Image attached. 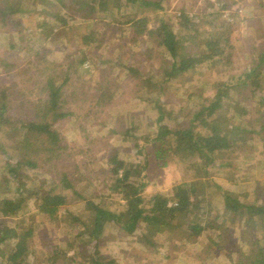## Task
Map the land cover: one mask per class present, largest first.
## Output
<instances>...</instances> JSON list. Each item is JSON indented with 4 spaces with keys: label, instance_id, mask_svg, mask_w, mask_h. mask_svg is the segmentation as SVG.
I'll list each match as a JSON object with an SVG mask.
<instances>
[{
    "label": "trees",
    "instance_id": "trees-1",
    "mask_svg": "<svg viewBox=\"0 0 264 264\" xmlns=\"http://www.w3.org/2000/svg\"><path fill=\"white\" fill-rule=\"evenodd\" d=\"M118 8L120 13L115 16ZM162 8L157 0H0V44L5 48L7 45L5 52L11 53L0 55V72L17 75L13 81H7V85H0V182H4L0 189V264H26L31 243L38 236L37 221L24 213L27 206L24 187L33 184V188H28L38 201L39 212L53 221L58 220L61 206L69 203L70 193L81 197L78 189L65 178L58 184L40 176L32 178L22 170L31 163L28 155L39 148L46 136H54V122L77 113L70 103L74 92L67 93V90L75 78L83 79L85 72L90 71L84 66L88 59L98 71L101 69L99 63L104 60L98 58L94 50L102 40L107 43L109 30L118 31L117 40H125L128 46L142 43L144 52H148L152 44L164 49L163 55L167 56L151 74L143 73L140 65L118 61L133 74H142L143 82L159 90L165 89L167 81L196 70L202 64L215 70L220 78L228 76L225 81L215 83L214 96L206 95L205 100L197 98L190 121L186 123L184 119L179 125L165 119L162 95L157 93V97L152 98L139 95V89L135 91L137 98L147 104V111H159L155 127L146 125L135 134L140 126L135 120L140 116L129 113V109L116 115V120L123 115L128 117L130 123L123 133L135 139L141 159L128 161L117 152L110 156L107 171L114 178L110 188L119 193L115 206L110 204L112 201L89 200L84 209L71 211L77 225L71 228L68 222L66 227L77 229L76 237L86 235V248L94 247L96 254L89 256L86 249L80 251L68 240L69 248L74 249L73 254L66 256L69 264H79V256L83 257L82 264H118L99 250L100 235L108 221L126 234L138 232V237L150 248L166 243L179 248L182 245L179 240L209 231L212 257L225 253L228 264H264V198L258 197V191L254 196L255 191H250L247 184L243 192H232L217 185L223 209L231 217L217 214L211 219L209 214L217 208V203L208 194L199 193V186L204 185L202 178L209 185L213 183L209 176L216 165V156L218 165L227 167L232 163L227 154L237 153L249 141L253 147L258 142L264 144V51L259 52L250 69L229 75L231 59L227 54L229 40L225 30L232 24L212 23L213 27L199 34L201 43H198L197 36L190 32L197 23L187 13H181L180 21L174 26L163 19L157 23L158 17L147 13V10ZM33 14L40 15L41 19L34 20ZM27 19L34 22L33 25H28ZM59 25L64 31L56 35ZM61 39L69 47L63 49V45H59ZM50 43L52 46L46 48ZM105 81L103 78L95 81L100 90L97 99L114 103L113 94L117 92L108 91ZM230 86L235 89L233 92ZM149 101L152 106L148 105ZM95 112L88 108L86 114L90 117ZM22 115L23 120H20ZM151 155L162 166L168 164L166 158L177 164L184 163L187 179L167 192L147 194L144 190L148 180L143 171ZM129 169L135 172V180L130 178ZM220 199L217 202H221ZM241 220L248 235L242 240L245 248L237 250L228 243L231 229ZM92 240H95L93 244ZM46 252L41 249L38 257H44ZM193 261L211 263L200 254ZM46 264L64 263H58L54 256Z\"/></svg>",
    "mask_w": 264,
    "mask_h": 264
},
{
    "label": "rangeland",
    "instance_id": "rangeland-1",
    "mask_svg": "<svg viewBox=\"0 0 264 264\" xmlns=\"http://www.w3.org/2000/svg\"><path fill=\"white\" fill-rule=\"evenodd\" d=\"M157 1H160L163 6L161 10H147L149 15L158 17L155 19L157 23H161L163 19L174 26L180 21L181 13L185 12L197 23L195 29L190 30L197 36V39L201 37L199 34L204 29L213 27L212 23L218 26L222 23L232 24L230 29L225 30L228 32L227 39L229 40L227 54L231 59L229 75H236L250 69L257 61L259 52L264 51V0H218L219 4L210 3L208 0ZM225 8L229 9L232 19L224 17ZM122 9L124 10V8ZM117 13H120L119 8L115 9V16ZM37 15L33 14L31 17L34 20L41 19L40 15ZM27 22L28 25L34 23L31 20ZM56 31V35H61L64 28L59 25ZM111 32L113 31L109 30L107 33V43L105 39L102 40L101 45L94 50L96 56L102 57L104 60L99 63L101 69L98 71L92 60L88 59L86 62L89 63L90 71L85 70L83 79L75 78L67 90V93L74 92L71 95L70 103L75 106L77 113L70 118L57 119L53 125L54 136H46L39 148L28 155L32 164L23 167L22 172L26 171L27 176L32 178L40 176L41 179H52L58 184H61V178H65L78 189L81 195L80 197L75 192L70 193L69 203L61 206L58 211V220L53 221L39 212L38 201L33 192L29 190L33 188V184L28 185L30 188L24 187L23 194L27 199L24 213L27 218L37 221L36 231H38L37 238L31 243L26 264H46L54 256L58 263L69 264L66 256L73 254L74 249L69 248L68 240L75 243L76 249L80 251L86 249L89 256H95L94 247L86 248L87 236L76 237L77 229H71L72 225H77L76 220L71 216V211L77 212L84 209L89 200L101 203L112 201L110 204L115 206L114 201L118 198L119 193L110 188V184L113 183L112 179H114L107 171L110 156L117 152L128 161L139 162L141 159V155L135 147V139L129 134L123 133L125 127H128L130 123L128 117L123 115L118 120L115 119L116 115L129 109V113L140 116L135 120L140 125L134 131L135 134L140 133L146 125L155 127L159 111L151 109L147 111L145 109L147 104L140 101L135 95L137 89H139V95L142 96L150 95L154 98V95L157 97V93L162 95L161 106L165 113V119L179 125L184 119L187 121L186 123L190 121L193 115L192 105L197 102V98L205 100L208 97L206 95L214 96L216 93L215 83L227 79L228 74L220 78L215 70L210 69L207 64H202L197 66L196 70L180 74L167 81L163 86L165 89L159 90L153 84L150 85L147 81L143 82L142 74H133L127 68L119 65L118 61L124 62L126 65H140L143 73L151 74L159 69L163 57L167 56V54L163 55L164 49L152 44L149 51L144 52L142 43L128 46V43L124 42L125 40L123 41L125 44L117 40L118 31L113 32L114 36L111 35ZM200 40L198 43H201ZM62 41L63 39L60 40L59 45H63V49L69 47L68 43ZM4 42L5 39H2L1 43ZM15 43L20 45L19 40H16ZM224 45L226 44L224 43ZM51 46L52 43L48 44L46 48L49 49ZM6 48L1 45L0 55L11 54L5 52ZM67 51L71 52L69 48ZM149 52H151L150 55ZM1 69L0 67V71H2ZM16 78L17 75L14 72H0V85H7V81H13ZM102 78L106 79L108 91L114 89L117 92V94H113L114 103H109L107 99L99 101L97 99L100 90L96 84ZM134 83L139 84L135 86ZM229 90L233 92L235 89L230 86ZM78 94L80 96H77ZM148 105L152 106V102L149 101ZM88 108L96 111L90 117L86 114ZM23 117L24 115L20 120H23ZM10 142L12 141L10 140ZM263 149L264 144L261 142L253 147L249 141L237 153L227 154L229 162H232L227 167L218 165L219 159L216 156V165L211 168L209 176L213 183L209 185L202 178L201 182H204V185L199 186L200 194H208L210 199L217 203V208H213L209 214L210 219L215 218L217 214L222 217H231L223 209L217 185L232 192H243L247 184L250 191H255L254 196L258 191V197L264 198ZM166 159L168 164L162 166L151 155L150 162L143 171L148 180L144 190L147 194H152L155 191L167 192L173 185L187 179V168L184 163L177 164L169 158ZM129 172L130 178L135 180V172L132 169H129ZM3 184L4 182H0V189ZM219 199L221 202H217ZM221 220L219 219V221ZM68 222L71 223L70 230L66 227ZM242 222V220L239 221L236 227L231 229L229 243L227 242L237 250L245 248L246 245L242 240L248 235L247 231H244L245 227ZM137 234L138 232L126 234L118 225L111 221L106 222L100 235V254L115 259L118 264H195L193 260L199 254L203 257L206 256L211 262L209 264L229 263L228 255L225 253L220 256L218 254L211 256L209 248L212 240L209 239V231H203L196 236H191L192 238H186L188 240H179L178 242L182 243L179 248L170 246L169 243L158 244L150 248ZM94 241L92 240L91 244ZM41 249H45L47 252L44 257L39 258ZM82 258L77 257L79 264H82Z\"/></svg>",
    "mask_w": 264,
    "mask_h": 264
},
{
    "label": "built area",
    "instance_id": "built-area-1",
    "mask_svg": "<svg viewBox=\"0 0 264 264\" xmlns=\"http://www.w3.org/2000/svg\"><path fill=\"white\" fill-rule=\"evenodd\" d=\"M210 3H216V4H219L218 3V0H208ZM223 7V6H222ZM223 10V9H222ZM229 9L228 8H225L224 9V17H226L227 19H232V16H231V13L228 11ZM89 66V63L88 62H86L85 63V67L87 68V69H89L90 67H88Z\"/></svg>",
    "mask_w": 264,
    "mask_h": 264
}]
</instances>
